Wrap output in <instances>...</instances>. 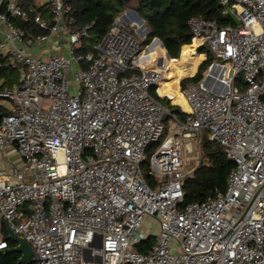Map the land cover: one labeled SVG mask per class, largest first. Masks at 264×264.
Listing matches in <instances>:
<instances>
[{
    "label": "built area",
    "instance_id": "1",
    "mask_svg": "<svg viewBox=\"0 0 264 264\" xmlns=\"http://www.w3.org/2000/svg\"><path fill=\"white\" fill-rule=\"evenodd\" d=\"M43 1L52 22L0 0V60L18 74L0 89L10 102L0 121V253L9 248L4 219L32 248L20 264H264V0H218L238 25L188 20L195 52L208 46L220 62L208 67L217 68L209 88L208 73L180 86L183 119L151 96L162 73L139 61L141 25L118 17L77 57L92 24L72 32L67 0ZM13 18L48 34L29 37ZM58 34L67 55L33 53ZM166 115L173 132L160 141ZM203 131L234 168L224 193L184 204L186 155ZM157 142L151 188L141 165ZM147 217L157 232L139 252Z\"/></svg>",
    "mask_w": 264,
    "mask_h": 264
},
{
    "label": "trees",
    "instance_id": "2",
    "mask_svg": "<svg viewBox=\"0 0 264 264\" xmlns=\"http://www.w3.org/2000/svg\"><path fill=\"white\" fill-rule=\"evenodd\" d=\"M24 1V4L21 5L23 9H32L33 13L39 14L52 22L50 10L48 15H46L43 8L38 7L34 3V0ZM66 5L69 7L67 24L72 28L71 30L77 31L85 25L92 24L87 32V37L80 40V47L75 52L77 57L94 52V45L110 29L119 14L128 9L135 11L143 19L145 26L149 30V33L145 36L142 49L154 38H158L170 57V60L167 59L162 53L160 44L155 43L142 52L139 61L142 63L153 61L156 68L159 67L160 60H162L166 67H169L170 63L175 65L174 67L165 69V76L161 79L157 92L160 96L170 97L171 103L182 107L184 110L188 108L182 97L179 82L183 79L180 84L181 87L188 82H201L203 80V73L214 62V56L208 54L202 64L203 56L196 55V43L191 44V33L187 24L188 20L196 18L213 20L222 26L234 25L230 16L222 14V8L219 6L218 0H67ZM12 23L15 27L24 30L29 37L48 34L40 30L30 19L25 21L20 18H13ZM185 45L193 47L192 50L196 59L192 62L184 61L187 57V48L183 49ZM182 49L183 53L181 54ZM201 49H199L200 51L198 50V54L203 53ZM6 68L10 67H4L0 63V72ZM215 69L217 68H211L210 74ZM10 70L13 71L14 69L10 68ZM196 71L197 73L195 74ZM14 72L17 71L14 70ZM193 74L195 75L192 76ZM17 80L18 74L16 73L11 81L2 85L0 89L15 84ZM151 96L178 118L183 119L185 117V113L179 107L171 105L170 100L166 97L160 98L154 89L151 91ZM5 111L6 109L0 104V114ZM165 118L170 119L171 117L165 116ZM165 118L163 122L166 120ZM159 145L160 142H157L148 149L152 148L154 152ZM201 153L200 163L192 175L183 182L184 204L201 202L207 197L214 196L216 192L224 193L228 176L234 168L233 162L227 159L222 147L208 140L207 137H203L201 140ZM143 177L151 187L152 177L150 173L143 174ZM152 243L153 236H147V239L136 244L134 248L136 251L145 252L150 248ZM8 246L12 248L15 246V243L8 240ZM19 257L20 253L17 252L0 253V264H16Z\"/></svg>",
    "mask_w": 264,
    "mask_h": 264
},
{
    "label": "rangeland",
    "instance_id": "3",
    "mask_svg": "<svg viewBox=\"0 0 264 264\" xmlns=\"http://www.w3.org/2000/svg\"><path fill=\"white\" fill-rule=\"evenodd\" d=\"M128 10H130V9H128ZM136 23V22H135ZM144 26H145V24H143ZM139 29V28H138ZM142 31H144L143 30V26L141 25V28H140V30H139V36H138V39L141 41V49H142V45H143V42H144V40H145V37H143L142 36ZM146 36H147V34H146ZM152 42V41H151ZM150 42V43H151ZM149 43V44H150ZM148 44V45H149ZM147 46V45H146ZM145 46V47H146ZM145 47H144V49H145ZM190 48H192L191 46H188V48H187V51H186V53H187V57L184 59V61L185 62H192L193 60H195L196 58L193 56V52H192V49H190ZM202 50V52H203V54H205L206 55V58H207V55L208 54H210V55H212V56H214L212 53H211V50H210V48L208 47V46H205L204 48H202L201 49ZM185 51V50H184ZM200 51V50H199ZM183 53V50H182V52H181V54ZM180 59H181V55H180ZM184 62V63H185ZM214 62H220L217 58H215L214 57ZM163 63V62H162ZM204 62H202V64H203ZM201 64V65H202ZM200 65V66H201ZM169 66L170 67H174L175 65L173 64V63H170L169 64ZM200 66H199V68H200ZM198 68V69H199ZM198 69H197V71H198ZM197 71L195 72V74L197 73ZM207 73H208V68L205 70V72L203 73V79H204V77L207 75ZM16 74V72H14V70L12 71V70H10V68H6L5 70H2V72H0V87L2 86V85H4V84H6V83H8V82H10L11 81V79L14 77V75ZM195 74H193L192 76H194ZM192 76H189V77H192ZM189 77H185V78H189ZM184 78V79H185ZM183 80V79H182ZM181 80V81H182ZM181 81H180V83H179V87L181 86L180 84H181ZM243 81H242V77L241 76H239L238 78H237V80H236V84H240V83H242ZM0 104L6 109V110H10V102H8V101H4V100H0ZM170 104L171 105H175V106H177V107H179V109L181 110H184L182 107H180V106H178V105H176V104H173V103H171V100H170ZM166 116H168V115H166ZM165 118V117H164ZM166 119V118H165ZM172 127H173V123H172V119L170 118V119H166L165 121H164V133H163V136H162V138L160 139V141H162L167 135H169V134H171L172 132H173V130H172ZM201 136H202V134H201ZM205 137V136H204ZM190 143L192 144V152L191 153H188L187 155H186V158H187V160H188V166H187V170H188V172H190L191 174L193 173V171L196 169V167L198 166V164L200 163V161H201V156H202V153H201V142L199 143V138H191V141H190ZM154 144H156V143H154ZM154 144H152L151 146H153ZM150 146V147H151ZM152 152H153V149L152 148H150V149H148L147 150V152H146V154H145V161L142 163V165H141V170H142V173L143 174H145V173H148V172H150V157H151V154H152ZM151 177H152V188H155V181H156V178H155V176H152L151 175ZM150 183V182H149ZM150 185V184H149ZM156 222L153 220V219H146L145 221H144V223H143V225H142V229H141V232H143V233H145V234H147L148 236H154V234H155V229H156ZM5 232H6V230H5Z\"/></svg>",
    "mask_w": 264,
    "mask_h": 264
},
{
    "label": "crops",
    "instance_id": "4",
    "mask_svg": "<svg viewBox=\"0 0 264 264\" xmlns=\"http://www.w3.org/2000/svg\"><path fill=\"white\" fill-rule=\"evenodd\" d=\"M35 2L34 3H36V5L38 6V7H41V8H43V10L46 12V15H48V12H49V8H48V6H47V4H45V2L43 1V0H34ZM24 0H20L19 1V3L22 5V4H24ZM34 10H35V8H34ZM127 11H129V10H126V11H124L123 13H121V14H119L118 16H117V18L119 17V18H122V20H123V22L124 23H129L130 21L131 22H136L137 24H139V25H141L137 20H135L134 19V17H133V15L131 14V13H128ZM133 11V10H132ZM46 19V18H45ZM144 24V23H143ZM143 26V25H142ZM70 28V27H69ZM72 28H70V30H71ZM71 31H73V30H71ZM144 33V31H142V34ZM146 36V35H145ZM144 36V37H145ZM2 38V36H0V39ZM52 42H54L53 43V45H51V46H48V45H44L43 47H41V48H34L33 49V53H35L36 55H38V56H41V57H46L47 55H48V53H50V54H58V55H67L68 54V49H69V45H68V42H67V36L65 35V34H58V35H55L53 38H52ZM155 43H157V42H154V43H152L148 48H150L153 44H155ZM159 44V43H158ZM191 45V44H190ZM183 47V46H182ZM181 47V48H182ZM188 47V45H185L184 47H183V49H185V48H187ZM182 49V50H183ZM192 49V48H191ZM181 52V51H180ZM196 53V55H202L203 56V62L206 60V55L205 54H198L197 52H195ZM1 64H2V66H4V67H6V64H5V62L4 61H2L1 60V62H0ZM143 64H145L146 66H154L155 64L153 63V61H148V62H144ZM163 66H164V64H163ZM164 68H171L170 66L169 67H166V66H164ZM17 73V72H16ZM209 79H210V77L209 76H207V78L205 79V85L209 88L210 87V83H209ZM211 82V81H210ZM157 94V93H156ZM160 98H164V96H160L159 94H157ZM167 98V97H166ZM169 99V98H168ZM170 100V99H169ZM181 111H182V109H181ZM182 112H184V111H182ZM3 113V112H2ZM2 113L0 114L1 116H2ZM206 137V131H203L202 132V136H201V139H200V142H201V140L203 139V137ZM146 219H150L151 220V218H149V217H147V218H145L144 219V221L146 220ZM144 221H143V223H144ZM155 231L157 232V226H156V229H155ZM155 232V233H156ZM143 233V232H142ZM145 234V233H144ZM146 236H148L147 234H145Z\"/></svg>",
    "mask_w": 264,
    "mask_h": 264
},
{
    "label": "water",
    "instance_id": "5",
    "mask_svg": "<svg viewBox=\"0 0 264 264\" xmlns=\"http://www.w3.org/2000/svg\"><path fill=\"white\" fill-rule=\"evenodd\" d=\"M127 12L131 13L133 15L134 19L137 20L141 25H143V23H144L143 19L135 11L129 10ZM230 18L232 19V21H233V23L235 25L239 24V21L237 20V18L235 16H233L232 14H230ZM143 30H144V33L142 34V36L144 37L146 34L149 33V30L144 25H143ZM154 42H157V43L160 44L161 49H162V53L166 56L167 59L170 60V57H169L168 53L166 52L165 48L163 47L162 43L160 42V40L158 38H154L152 40V42L145 47L144 50H146ZM162 65H163L162 60H160L159 66H162ZM6 115H7L6 112L2 113V116H6ZM1 223L3 224V226H4L5 230H6L7 239L11 240L12 242L15 243L14 247L7 248V249L4 250V252H17V253H20V257L17 260L16 264H20V263H23V262H28L30 260V257L33 254L31 246L23 238H21V237L17 236L16 234H14L13 231L7 225V223L4 221V219H1Z\"/></svg>",
    "mask_w": 264,
    "mask_h": 264
},
{
    "label": "bare ground",
    "instance_id": "6",
    "mask_svg": "<svg viewBox=\"0 0 264 264\" xmlns=\"http://www.w3.org/2000/svg\"><path fill=\"white\" fill-rule=\"evenodd\" d=\"M192 47V46H191ZM188 48V47H187ZM193 48V47H192ZM191 49V48H190ZM192 52H193V50H192ZM193 54V56H194V53H192ZM154 63V62H153ZM153 66H146V68L148 69V68H152ZM155 67V66H154ZM212 68H214V67H212ZM157 69H159L160 71H161V73H162V76H161V79L165 76V69L166 68H164V66L162 65V66H159ZM211 70V69H210ZM217 73V69H215V71H213V73H211L210 74V71L208 72V75H209V77H210V79H209V83H210V81H211V78L212 77H214L215 76V74ZM161 79H160V81H161ZM213 91H215V93H222L223 92V87L222 86H219V87H216V89H212Z\"/></svg>",
    "mask_w": 264,
    "mask_h": 264
}]
</instances>
